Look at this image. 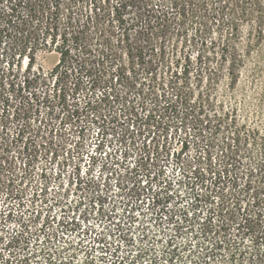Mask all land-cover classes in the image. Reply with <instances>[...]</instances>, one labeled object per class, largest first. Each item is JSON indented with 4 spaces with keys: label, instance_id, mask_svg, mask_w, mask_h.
<instances>
[{
    "label": "trees",
    "instance_id": "obj_1",
    "mask_svg": "<svg viewBox=\"0 0 264 264\" xmlns=\"http://www.w3.org/2000/svg\"><path fill=\"white\" fill-rule=\"evenodd\" d=\"M260 5L0 0V264H264V166L240 173V129L214 110L209 85L195 97L190 82L205 71L210 83H237L240 22ZM188 37L195 56L170 54L172 38ZM40 51L58 56L46 73ZM42 107L96 130L88 150L82 131L66 180L65 159L26 198L37 147L26 134ZM224 129L232 136L213 157Z\"/></svg>",
    "mask_w": 264,
    "mask_h": 264
},
{
    "label": "rangeland",
    "instance_id": "obj_2",
    "mask_svg": "<svg viewBox=\"0 0 264 264\" xmlns=\"http://www.w3.org/2000/svg\"><path fill=\"white\" fill-rule=\"evenodd\" d=\"M260 4V11H256L250 18L240 22V38L237 43L241 52L245 54L237 83L230 85L226 75H223L217 84H214V82L210 83L207 77L208 73L205 71L200 86L196 87L193 77H191L190 81L192 84H195V97H197L198 93L203 95L211 89L210 100L214 103V110L221 111L222 113L227 111L232 122H234L233 126L240 129L241 145L239 153L242 160L240 173L245 172L248 167L259 164L264 166V0H260ZM259 13L261 15L260 18H258ZM258 19L262 21L260 22V26L257 25ZM260 27L262 32L259 34ZM212 36L217 37L218 35L214 33ZM171 40L168 44L170 54L173 51H176L177 54L179 52L182 54L190 53L193 56L197 54V47L192 45L190 37L187 39L180 38L177 41L173 38ZM248 42H252V45L246 48ZM2 47L0 52L2 51ZM57 58L58 56L54 51H40L36 55L35 66L40 67L46 73L56 64ZM25 64L26 59L22 61L23 68ZM73 82L74 79L72 77L65 82L70 94L74 87ZM205 84L211 88L206 89L207 86ZM87 93L90 92L82 89L76 95L79 102L84 100ZM40 114L37 116L39 121H31V128L26 134V137H30V140L37 143V147L33 151L35 155L24 174V180L21 184L26 190V198H28L32 189L44 183V179L53 181V177H55L56 172L67 156L75 157L76 147L78 148L82 139V131H84L85 148L87 150L91 149L94 130H96L95 125L87 127L85 122L81 123L85 128L80 129L79 126L76 128V123L65 121L63 113L59 111H55L51 116L47 117L42 107ZM41 120L42 122H40ZM37 126L41 127L40 131L37 129ZM50 129L52 130L49 132ZM250 132L254 133L249 135ZM225 136L227 138L232 136V134L227 133L224 129L213 136L215 144V149H212L213 157L219 154ZM180 145V142L175 138L172 150H178ZM184 152L187 157L194 154L191 146ZM72 161L73 159L69 160L68 158L65 161L68 165H63L64 171L62 177L64 180L67 178V172L72 168ZM81 165L82 170H84L85 166L83 162H81ZM23 168H25L24 165L20 164V160H17V170L20 172ZM166 168L169 170L168 167ZM93 172L96 174L97 167L94 168ZM2 194L0 190V203ZM2 210L3 207L0 206V211ZM6 224L12 226L13 222L6 221Z\"/></svg>",
    "mask_w": 264,
    "mask_h": 264
}]
</instances>
